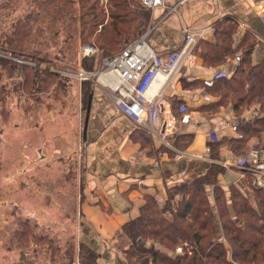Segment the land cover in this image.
Returning a JSON list of instances; mask_svg holds the SVG:
<instances>
[{
  "label": "trees",
  "instance_id": "obj_1",
  "mask_svg": "<svg viewBox=\"0 0 264 264\" xmlns=\"http://www.w3.org/2000/svg\"><path fill=\"white\" fill-rule=\"evenodd\" d=\"M8 2L1 0L0 10ZM30 6L32 9L12 19L0 33V113L4 118L7 113L3 96L8 94L2 85L5 75L19 77L13 81L14 87L20 86L32 99L37 91L56 93L66 85L67 79L39 65L48 60L42 48L58 34L63 36L62 43L76 36L80 45L94 46L96 52L82 57L81 64L86 70H95L102 58L118 53L139 37L149 21V11L139 0H34ZM236 24L231 16L218 21L215 40L200 39L194 53L206 67L233 63L240 54L231 71L215 75L210 81H195L218 96L211 104L213 110L230 103L239 116L251 105L256 107L257 114L237 126L241 136L218 141H226L239 151L249 136L259 135L264 128V55L252 61L257 40L247 29L238 34ZM27 54L38 63L12 61ZM81 86L87 101L90 86L85 81ZM184 140L187 142L188 136ZM222 169L212 164L189 182L170 187L163 205L146 196L139 214L123 223L118 232L117 246L126 264H264V187L250 188L244 178L237 186H229L227 197L215 177ZM206 185H212L213 203ZM20 223L23 228L16 234L24 242L22 247L32 244V254L15 264H98L95 251L85 242L75 241L72 234L62 239L28 219ZM183 241L192 247L190 254L175 252Z\"/></svg>",
  "mask_w": 264,
  "mask_h": 264
},
{
  "label": "crops",
  "instance_id": "obj_2",
  "mask_svg": "<svg viewBox=\"0 0 264 264\" xmlns=\"http://www.w3.org/2000/svg\"><path fill=\"white\" fill-rule=\"evenodd\" d=\"M147 10L149 21L143 33L147 32L150 45L159 53L178 46L186 29L207 27L205 38L214 41L215 24L231 16L237 23L238 34L247 29L257 40L252 61L264 55V1L164 0L163 5ZM234 62L206 67L191 51L166 83L159 80L153 83L152 90L163 112L170 109L178 114L181 104L190 112L188 122L177 121L167 133L116 115L111 92L116 75L103 71L94 76L85 106L86 114L91 96L86 126L83 120L80 151L85 163L74 182L78 190L73 198L76 205L73 213L77 216V240L95 251L98 264H126L117 246L118 232L123 223L139 214L146 196L163 205L167 189L189 182L212 164L223 168L215 177L227 197L229 186H237L244 179L239 164L247 151L262 141L261 134L249 136L244 149L239 151L226 141H218L241 136L237 126L254 117L256 107L251 105L239 116L230 103L213 110L211 104L218 96L195 84L210 81L218 72L231 71ZM81 84L79 81L78 93L82 95ZM211 134L216 135L215 140L210 139ZM205 190L213 203L212 185H206Z\"/></svg>",
  "mask_w": 264,
  "mask_h": 264
},
{
  "label": "rangeland",
  "instance_id": "obj_3",
  "mask_svg": "<svg viewBox=\"0 0 264 264\" xmlns=\"http://www.w3.org/2000/svg\"><path fill=\"white\" fill-rule=\"evenodd\" d=\"M33 2L10 0L0 10V33L16 16L32 9ZM62 39L59 34L51 39L42 48L48 53V60L39 62L41 67L67 79L56 93L37 91L32 99L20 86L14 87L13 81L19 77L2 78L8 94L3 96L7 117L0 113V264H15L32 254V244L22 247L24 242L16 234L23 228L20 222L24 219L44 226L62 239L72 234L78 241L73 198L78 190L75 178L85 163L80 142L86 98L78 93L80 85L74 73L82 67V45L76 36L67 43H62ZM12 61L38 63L28 54ZM92 83V79L85 81L89 86ZM113 111L123 116L114 108Z\"/></svg>",
  "mask_w": 264,
  "mask_h": 264
},
{
  "label": "built area",
  "instance_id": "obj_4",
  "mask_svg": "<svg viewBox=\"0 0 264 264\" xmlns=\"http://www.w3.org/2000/svg\"><path fill=\"white\" fill-rule=\"evenodd\" d=\"M106 1V0H101ZM264 1V0H261ZM146 9H153L164 4V0H139ZM209 29H186L181 43L162 53L157 52L147 39V32L129 42L118 53L104 57L101 66L95 70L82 67L74 73L79 81L93 79L100 72H112L117 82L111 87L113 108L117 113L130 119L136 125L150 128H161L164 133L171 132L177 121L186 123L190 119V112L184 104L179 105V112L175 114L170 109H161L156 93L152 90L153 83L159 80L166 83L176 72L182 60L190 54L196 43L207 37ZM92 45H82L79 49L81 57L96 52ZM240 59L236 54L235 61ZM225 71L215 75L225 74ZM214 75V76H215ZM206 81V80H205ZM235 128V127H233ZM262 141L251 147L239 164L241 175L247 178L252 188L264 187V128L260 132ZM211 140L216 135H209ZM192 247L186 242L178 244L175 252L190 254Z\"/></svg>",
  "mask_w": 264,
  "mask_h": 264
},
{
  "label": "water",
  "instance_id": "obj_5",
  "mask_svg": "<svg viewBox=\"0 0 264 264\" xmlns=\"http://www.w3.org/2000/svg\"><path fill=\"white\" fill-rule=\"evenodd\" d=\"M90 101H91V96L88 99V103H87V107H86V114H85V121H84V126H86V121H87V117H88V112H89V106H90Z\"/></svg>",
  "mask_w": 264,
  "mask_h": 264
}]
</instances>
